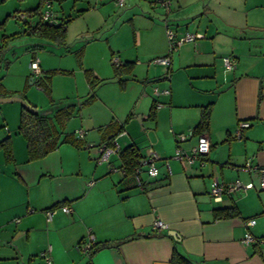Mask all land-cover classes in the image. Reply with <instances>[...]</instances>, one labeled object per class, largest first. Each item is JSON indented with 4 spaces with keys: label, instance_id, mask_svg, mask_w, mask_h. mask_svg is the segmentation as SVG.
<instances>
[{
    "label": "crops",
    "instance_id": "obj_1",
    "mask_svg": "<svg viewBox=\"0 0 264 264\" xmlns=\"http://www.w3.org/2000/svg\"><path fill=\"white\" fill-rule=\"evenodd\" d=\"M102 3L99 14L106 21L118 9L123 11L116 15L120 25L107 34L101 63L87 69L99 83L91 101L82 103L87 96L78 101V111L83 104H99L92 113L84 108L77 113L79 129L68 132L76 142L61 143L45 156L28 160L25 140L17 131L19 119L14 133L0 130V140L10 137L13 156L6 162L0 150V264H47L43 252L49 264H169L175 245L191 264H264V242H242L245 232L264 238L259 172L242 167L247 160L264 166V0H170L168 11L156 0H111L110 13L104 10L110 3ZM167 26L178 35L202 34L175 50L168 68L151 62L166 54ZM40 43H24L38 60L39 74L27 65L23 83L4 85L1 79L7 95L0 96H22L27 79L36 83L48 74L52 67L36 55L45 44L37 47ZM15 46L12 41L5 59ZM225 55L233 56V68L223 65ZM113 56L119 64H130L119 75L109 71ZM113 74L118 79L109 80L113 84L107 93L104 84L98 88L104 76ZM155 87H167L170 94L155 95ZM208 103L209 126L202 133L209 139V151L183 165L174 157L177 136H186V150L195 144L199 134L192 130ZM53 104L40 112L51 114L63 106ZM6 107L0 111L8 119ZM19 109L11 106L13 112ZM146 119L151 125H144ZM240 120L249 125L236 138ZM79 130H84L82 136ZM110 138L118 151L100 160V148ZM129 145L139 153L138 161L156 151V177H147L143 166L138 185L133 171H123L119 152ZM215 178L251 181L254 187L214 201L209 189ZM64 204L70 211L61 210ZM217 207H232L238 214L215 217ZM49 209L53 212L48 219ZM158 219L167 228L155 229ZM250 219L253 224H245ZM89 235L93 244L106 241L107 246L92 254L82 251L77 245Z\"/></svg>",
    "mask_w": 264,
    "mask_h": 264
},
{
    "label": "rangeland",
    "instance_id": "obj_2",
    "mask_svg": "<svg viewBox=\"0 0 264 264\" xmlns=\"http://www.w3.org/2000/svg\"><path fill=\"white\" fill-rule=\"evenodd\" d=\"M39 1L40 0H0V22H2L0 25V37L2 34L19 32L18 36L13 40L14 44L17 46L13 47L12 53L6 55L9 64L6 69L3 68L1 70L0 75L3 76L2 80H4V85L8 82L12 85L23 83L24 77H22L21 74L26 71L27 65L29 66V59L30 57L32 59L33 56V51L26 49L24 43L32 44L38 41L45 43L44 47L34 50L37 52L36 55L40 60L43 61L44 66L50 65L49 67H52L47 70L48 73L53 70L51 75L50 95H48L37 82L30 83L27 79L24 85L25 87L23 88L25 94H22L21 97L29 104L34 105L39 111L49 110L50 107H52V103H55L53 104L55 106L68 103L74 104V114L63 126V131L66 133L74 132L79 129L81 123V116L77 113H81L83 108L89 113H92L94 107L99 104L97 101L90 105L83 104L85 107L82 105L78 111V106L80 105L78 101L80 99L83 100L87 96V93L90 92L86 85L83 72L88 68L90 69L91 66L101 63L100 54L103 51L105 53L108 49L107 34L112 27L117 28L120 25L119 18L116 15L120 14L123 9H118V11H116L117 13L106 21L102 19L99 14L101 11L100 6L103 4L102 1L105 3L107 1V3L110 4L106 5L104 10H108L109 13L112 12L114 7L111 4V0H48L50 2V9L53 13L58 16V19L66 23L65 43L67 48H65L49 44L37 35H29L22 32L26 24H24L22 18H16L15 16L23 13L31 23L35 22L38 18V14L29 17L26 11L36 7ZM97 23L100 24V26L94 28ZM111 64V61L110 63L108 62L110 73L114 72V67ZM26 73L30 74V71ZM112 77H114V74L113 76H104V80L100 83L98 88L104 84L103 91L107 93L111 84H113L109 80L118 79L117 77ZM96 94H98V91ZM0 106H8L6 107V116L8 119L4 118L0 111V130L12 134L14 133L12 127L17 125L19 112H13L11 106H19L20 108L21 103L18 101H5L0 102ZM147 120L148 119L145 120L144 125H151L149 124L150 121ZM138 127L139 130L142 131L140 125Z\"/></svg>",
    "mask_w": 264,
    "mask_h": 264
},
{
    "label": "trees",
    "instance_id": "obj_3",
    "mask_svg": "<svg viewBox=\"0 0 264 264\" xmlns=\"http://www.w3.org/2000/svg\"><path fill=\"white\" fill-rule=\"evenodd\" d=\"M47 3L50 8V2L48 0H40L36 7L26 11L27 16L29 17L38 14L37 20L33 23H31V21L26 18L23 13L15 17L22 18L24 24H26L24 30L22 31L23 33L37 35L42 39L49 41L56 47L62 46L67 48L65 43L66 23L63 20L58 19L57 16L56 21L53 23H48L41 19V14L47 7ZM1 23L2 22H0V25ZM18 33L19 32L2 34L0 37V72L8 63V60L5 59V53L9 49L14 38L18 36ZM40 44H37V47L43 46V43ZM126 66L129 67L130 64L123 63L114 66L115 75L122 73ZM52 73L53 70H51L48 74H44L42 77H38L36 81L48 95H50L51 91L50 78ZM85 74L90 85V92L82 103L89 102L93 99L94 89L99 83V80L93 77L88 70H86ZM1 79L2 76L0 75V95H7V92H5L3 85L1 84ZM154 105L155 102L152 103L148 113V117L151 119H154ZM73 106L74 104H65L51 114L41 113L40 111L33 112L25 108L23 105L20 106L17 131L25 140L28 160L38 159L45 156L49 151L55 149L61 143L76 142L73 134L65 133L63 131L65 122L73 114ZM210 109L211 103L202 106L200 117L193 127V133L200 134L208 129ZM111 139L112 138H110L109 143L111 142ZM0 150H2L3 157L6 162L12 161L13 156L9 136L0 140ZM119 156L122 161L123 171L126 174H130L138 165V158L140 157L136 148L133 145H129L119 152ZM213 211L215 217H227L238 214V212L232 207H217L214 208ZM105 246H107L106 241L94 243L88 250V253L92 254L98 248ZM262 255H264V252H262ZM191 261V258L181 253L176 245L173 246L169 264H191Z\"/></svg>",
    "mask_w": 264,
    "mask_h": 264
},
{
    "label": "built area",
    "instance_id": "obj_4",
    "mask_svg": "<svg viewBox=\"0 0 264 264\" xmlns=\"http://www.w3.org/2000/svg\"><path fill=\"white\" fill-rule=\"evenodd\" d=\"M119 4L123 3V0H117ZM157 3H159L166 11L169 10L170 6V0H156ZM48 4V3H47ZM41 19L43 21H46L48 23H53L56 21L57 17L53 13V11L49 8V4L47 7L43 10L41 14ZM166 36H167V51L165 55L162 56H157L151 60L152 63L160 64L168 68L170 62H171V55L172 53L177 50L184 42L188 41H195L197 38L202 37L201 33L197 32H185L181 35H178L172 28L166 27ZM111 62L115 65L119 64V60L116 56H113L111 58ZM222 63L223 65L231 69L234 66V60L233 56L231 55H225L222 57ZM29 67L32 71L33 74L37 75L39 74V65H38V60L36 58L31 59ZM154 93L155 95L163 94V95H169L170 90L169 88H154ZM248 121L247 120H240L237 123V127L234 132V136L236 138H240L242 136V131L244 128L248 126ZM79 136H82L84 133V130H79L77 131ZM186 136L184 134H179L177 136L176 140V146L174 150V157L178 159L183 165H190L194 163L195 161L201 160V158L208 153L209 148H210V143L207 135L205 133H201L196 137V142L193 146L190 147L189 150H186L183 148L182 143L185 141ZM118 151L115 148L114 142L111 141L110 143H104L101 148H100V160L107 159L110 153ZM158 158V154L154 150H150L147 156L139 159L138 165L134 168L133 170V176L137 182L138 185H141L142 183V178H141V171L144 168L145 173L147 174V177H156L159 173L158 167L155 165V160ZM245 170L247 171H258L259 172V179H258V188L259 189H264V166H257L251 164L248 160L244 163L242 166ZM254 187L253 182L247 181L243 182L239 179H236L232 182H221L218 179H213L210 185L209 189V194L211 198L214 201H219L224 194H229L233 191L236 190H241L245 191L249 188ZM61 210L64 212L70 211V207L67 204L61 205L60 206ZM47 218L49 219L52 214V209L45 210ZM254 220H246L245 224L251 225L253 224ZM153 227L155 229L161 230L164 228H167V224L158 219L154 222ZM242 242L245 244H250V243H259V242H264V238H256L251 235L249 232H245L243 237H242ZM93 244V236L89 235V240L87 241H81L77 246L79 249L82 251H88L91 245ZM42 256L44 257L45 261L47 264L50 263V258L48 257L46 252L42 253Z\"/></svg>",
    "mask_w": 264,
    "mask_h": 264
},
{
    "label": "water",
    "instance_id": "obj_5",
    "mask_svg": "<svg viewBox=\"0 0 264 264\" xmlns=\"http://www.w3.org/2000/svg\"><path fill=\"white\" fill-rule=\"evenodd\" d=\"M30 79H32V77H30ZM5 101H18L25 108H27V109H29V110H31L33 112H37L38 111V109L35 106L29 104L23 97L18 96V95L0 96V102H5ZM42 113H46V112H42ZM168 234H171V235H173L175 237L178 236L177 232L174 231V230H169Z\"/></svg>",
    "mask_w": 264,
    "mask_h": 264
}]
</instances>
